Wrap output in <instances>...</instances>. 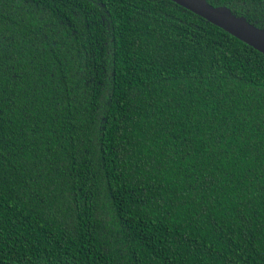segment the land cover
<instances>
[{"label": "trees", "instance_id": "16d2710c", "mask_svg": "<svg viewBox=\"0 0 264 264\" xmlns=\"http://www.w3.org/2000/svg\"><path fill=\"white\" fill-rule=\"evenodd\" d=\"M0 264H264V55L169 0H0Z\"/></svg>", "mask_w": 264, "mask_h": 264}, {"label": "water", "instance_id": "95a60500", "mask_svg": "<svg viewBox=\"0 0 264 264\" xmlns=\"http://www.w3.org/2000/svg\"><path fill=\"white\" fill-rule=\"evenodd\" d=\"M229 33L264 55V30L234 16L225 7H213L205 0H169Z\"/></svg>", "mask_w": 264, "mask_h": 264}]
</instances>
